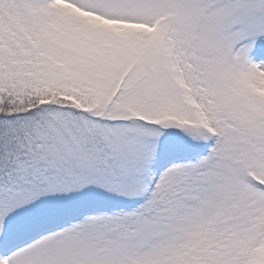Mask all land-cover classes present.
<instances>
[{
  "label": "snow or ice",
  "instance_id": "snow-or-ice-1",
  "mask_svg": "<svg viewBox=\"0 0 264 264\" xmlns=\"http://www.w3.org/2000/svg\"><path fill=\"white\" fill-rule=\"evenodd\" d=\"M0 264H264V0H0Z\"/></svg>",
  "mask_w": 264,
  "mask_h": 264
}]
</instances>
